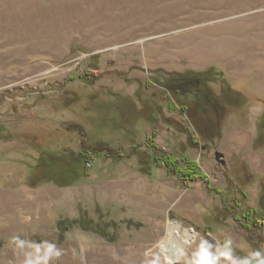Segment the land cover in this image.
Segmentation results:
<instances>
[{"label": "rangeland", "instance_id": "obj_1", "mask_svg": "<svg viewBox=\"0 0 264 264\" xmlns=\"http://www.w3.org/2000/svg\"><path fill=\"white\" fill-rule=\"evenodd\" d=\"M209 68L264 99V0H0V264H23L30 251L13 236L63 249L49 264H146L169 221L196 233L177 264L202 238L264 250L260 216L257 226L244 219L264 190L252 116L264 104L246 108L248 123L228 115L212 139L163 85ZM82 146L123 158L96 151L73 185L53 184L67 178L43 169L48 156ZM163 155L197 162L206 179L183 188L154 161ZM80 215L91 229L72 224L60 237L58 223Z\"/></svg>", "mask_w": 264, "mask_h": 264}, {"label": "flooded vegetation", "instance_id": "obj_2", "mask_svg": "<svg viewBox=\"0 0 264 264\" xmlns=\"http://www.w3.org/2000/svg\"><path fill=\"white\" fill-rule=\"evenodd\" d=\"M163 85L181 105V111L188 114V121L194 122L204 136L212 139L221 137L219 128L228 115L235 117L236 121L248 123L249 118L244 116L246 108L254 103L264 104V99L257 93L246 87H237L216 70L171 75ZM252 116L254 140L264 141V108Z\"/></svg>", "mask_w": 264, "mask_h": 264}, {"label": "trees", "instance_id": "obj_3", "mask_svg": "<svg viewBox=\"0 0 264 264\" xmlns=\"http://www.w3.org/2000/svg\"><path fill=\"white\" fill-rule=\"evenodd\" d=\"M209 70H212V69L209 68ZM1 130L2 129H0V132ZM148 148H154V146L151 145V143L150 144L148 143ZM105 150L108 151L107 156H106L107 159H112L118 162L123 158L117 152L114 153L113 151H111V149L106 148L104 146H97L94 148V150L92 149L88 150V148L82 146V151H80L79 153L75 155H65V156L64 155H60V156L50 155L48 156L49 162L48 161L45 162V164L43 165V169L47 170L51 168L52 166H56L58 168V172H57L58 175H63L65 178H67V181L63 184L52 182V181L51 182L61 188L71 186L74 184V182L77 179L85 175L86 163H91L95 158H97L99 156V153L97 152H101ZM143 154H145L144 156H146V158L144 159V164H142V168H141L142 170L144 169L143 165L148 166V164L150 163V158H151L149 154H146L145 152H143ZM154 161L157 162V164H160V166L164 165L167 168L168 174H170L171 176H176L183 188H188L189 186H191V184L195 183L198 180L206 179V175L201 173V171H199L197 162L195 161L185 159L186 165L183 167L180 166V164L178 163L176 159L171 158L169 155L168 156L163 155L160 157V159L155 156ZM146 173H149L148 170H146ZM35 184H38V183H35ZM208 188L209 190H215L210 187L209 183H208ZM216 192L219 193V191H216ZM221 195H222V199L224 200V203L228 204L226 202V200L228 199V196L224 194H221ZM242 196L245 197L244 194H242ZM230 201L232 203L239 205V202L235 201L234 196L232 197V199H230ZM257 204H258V209H251L245 213L244 219L246 221V225L251 224L252 226H257L258 222L260 221H261L260 225H263L264 223V190L260 192V195L257 199ZM229 205L231 206L230 203ZM226 211L228 210L226 209ZM231 213L234 214V211H231ZM257 215L260 216L259 217L260 221L258 220ZM232 217L236 219L237 221L240 220L238 219V217H236L235 214ZM78 218H80V220L79 219H73L71 221L61 220L58 223L60 237L63 236V233L66 230H68L72 226V224H79L80 227L84 230L91 229L90 227H88L87 219L82 221L83 218H85L84 216L82 217V215H80V217ZM245 227L248 228L247 226ZM94 232L98 234L99 236L103 237L107 241H110V242L116 241V236L108 235V233H106L103 230V228L94 229ZM233 249L236 255H239L241 257L246 256L245 253H243L242 251L234 247Z\"/></svg>", "mask_w": 264, "mask_h": 264}, {"label": "clouds", "instance_id": "obj_4", "mask_svg": "<svg viewBox=\"0 0 264 264\" xmlns=\"http://www.w3.org/2000/svg\"><path fill=\"white\" fill-rule=\"evenodd\" d=\"M24 219L27 221L30 218L25 217ZM190 231L195 233V229ZM190 242L185 241L186 244ZM11 243L17 249H30V251L24 252L23 264H49L50 260L59 259L63 255V249L48 241L35 243L21 240L19 236H13ZM232 243L230 238L225 240L222 245L213 244L208 239L202 238L188 264H220L222 260L227 264H264V250H250L248 255L240 257L235 254ZM181 254H183V250H181ZM146 264H159V257L146 262ZM165 264H177V261L171 256H166Z\"/></svg>", "mask_w": 264, "mask_h": 264}, {"label": "bare ground", "instance_id": "obj_5", "mask_svg": "<svg viewBox=\"0 0 264 264\" xmlns=\"http://www.w3.org/2000/svg\"><path fill=\"white\" fill-rule=\"evenodd\" d=\"M196 238V233H192L189 229L183 228L179 223L169 221L165 225V234L156 244L157 257H162L165 262L166 256L173 257L178 261L183 254H185L186 249L191 246ZM191 241L190 243H185V241ZM183 250V254H181Z\"/></svg>", "mask_w": 264, "mask_h": 264}, {"label": "water", "instance_id": "obj_6", "mask_svg": "<svg viewBox=\"0 0 264 264\" xmlns=\"http://www.w3.org/2000/svg\"><path fill=\"white\" fill-rule=\"evenodd\" d=\"M215 156V159L220 162L221 165H223L225 162H224V155L222 153H219V152H215L214 154Z\"/></svg>", "mask_w": 264, "mask_h": 264}]
</instances>
